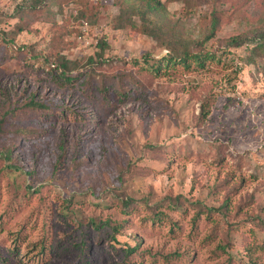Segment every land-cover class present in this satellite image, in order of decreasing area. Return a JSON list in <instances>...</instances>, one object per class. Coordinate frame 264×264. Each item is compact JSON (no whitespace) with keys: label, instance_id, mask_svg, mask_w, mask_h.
Returning a JSON list of instances; mask_svg holds the SVG:
<instances>
[{"label":"rangeland","instance_id":"1","mask_svg":"<svg viewBox=\"0 0 264 264\" xmlns=\"http://www.w3.org/2000/svg\"><path fill=\"white\" fill-rule=\"evenodd\" d=\"M26 1L0 0V264H264V56L224 47L264 0H161L191 40L224 16L203 68L114 0Z\"/></svg>","mask_w":264,"mask_h":264},{"label":"trees","instance_id":"2","mask_svg":"<svg viewBox=\"0 0 264 264\" xmlns=\"http://www.w3.org/2000/svg\"><path fill=\"white\" fill-rule=\"evenodd\" d=\"M57 0H27V4L24 7L29 11H34L45 6L49 2ZM118 5H120L119 14L117 16L119 28H122L125 24L129 25L136 32L150 37L155 41L159 47L165 49L167 52L163 55V59H166V64L176 65L183 64L188 67L191 63L197 64L199 67L203 68L205 65V60H214L215 56L199 50L200 52L194 53L192 48L198 47L202 49L203 45L214 38L215 31L218 29L221 21L220 17H224L221 14H213L210 18V33L205 37L204 40H191L187 35L180 34L177 29V24H174L168 18V11L166 8L167 3L161 0H114ZM29 8V9H28ZM22 9V7L20 8ZM218 15V16H216ZM137 18V19H134ZM21 29H19L20 31ZM17 30V32H19ZM247 46L249 54L246 57V63L251 64L254 62L256 57L264 56V27H257L252 31L251 36H236L230 37L228 42L225 44L226 50L231 48H240ZM100 51L97 55L101 58L103 52L107 49V46L100 42ZM143 61L146 67L153 70V63L149 56V60L145 57ZM92 61L88 63L90 65ZM155 62V61H154ZM69 61L65 59L60 61L58 68L61 69L62 73L68 71ZM104 61L102 59L98 60L95 65L102 66ZM149 70V69H148ZM33 107L37 106L35 103H31ZM43 108V107H42ZM1 120V119H0ZM3 122V121H2ZM176 200L170 202L169 207L171 210L177 211L181 210L182 213H186L187 210L182 208L181 205L174 203ZM130 201H125L124 205L127 206ZM173 204V205H172ZM194 208H197L196 206ZM199 210L206 209L201 205L198 206ZM129 210V209H125ZM128 211L126 214H129ZM149 213L152 215L154 211L150 210ZM207 216H209V211H206ZM261 225H264V220L256 218ZM95 228L97 230H105V233L111 232L112 239L115 238L114 234L117 228L121 225L111 222H100L95 223ZM214 233V231H212ZM212 233V234H213ZM133 249L129 250L132 252Z\"/></svg>","mask_w":264,"mask_h":264}]
</instances>
